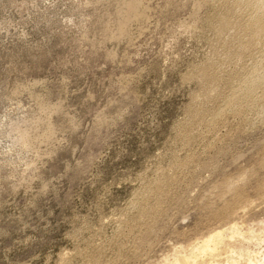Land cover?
Instances as JSON below:
<instances>
[{
	"label": "rangeland",
	"instance_id": "374dc122",
	"mask_svg": "<svg viewBox=\"0 0 264 264\" xmlns=\"http://www.w3.org/2000/svg\"><path fill=\"white\" fill-rule=\"evenodd\" d=\"M254 1L0 0V264H264Z\"/></svg>",
	"mask_w": 264,
	"mask_h": 264
},
{
	"label": "bare ground",
	"instance_id": "6f19581e",
	"mask_svg": "<svg viewBox=\"0 0 264 264\" xmlns=\"http://www.w3.org/2000/svg\"><path fill=\"white\" fill-rule=\"evenodd\" d=\"M253 1V0H252ZM255 3L252 5V6H254L253 8L255 9V16H256V18L257 17H260V16H262L263 14H264V0H256V1H254ZM252 10V9H251ZM252 15V14H251ZM264 63V62H263ZM260 67V66H259ZM256 69V68H255ZM261 70V69H260ZM263 70H264V68H263ZM258 73V72H257ZM256 73V74H257ZM260 73H261V71H260ZM257 77H259V76H257ZM259 80H261V82L264 84V75L263 76H261L260 78H258ZM253 80V79H252ZM244 83V82H243ZM249 83H250V81H249ZM262 85V84H261ZM249 86V88L251 87V85H248ZM256 87V86H255ZM250 90V89H249ZM246 94V93H245ZM253 94V93H252ZM235 95V94H234ZM220 239V238H219ZM219 241V240H218ZM213 242V239H211L207 244L209 245V244H211ZM207 245V246H208ZM210 247H211V245H210ZM208 248V247H207ZM210 249V248H209Z\"/></svg>",
	"mask_w": 264,
	"mask_h": 264
}]
</instances>
